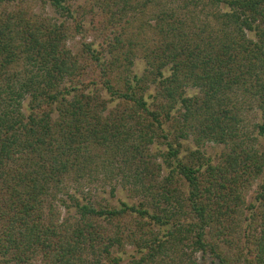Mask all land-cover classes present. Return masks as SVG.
<instances>
[{"label": "trees", "instance_id": "trees-1", "mask_svg": "<svg viewBox=\"0 0 264 264\" xmlns=\"http://www.w3.org/2000/svg\"><path fill=\"white\" fill-rule=\"evenodd\" d=\"M44 1L65 21L0 0V264H264V0H83L78 54L71 0ZM168 125L197 149L160 164ZM107 170L143 201L78 198Z\"/></svg>", "mask_w": 264, "mask_h": 264}, {"label": "rangeland", "instance_id": "rangeland-1", "mask_svg": "<svg viewBox=\"0 0 264 264\" xmlns=\"http://www.w3.org/2000/svg\"><path fill=\"white\" fill-rule=\"evenodd\" d=\"M71 4L73 6L74 11L77 10L81 5L84 4V1L81 0H71ZM25 7L29 9L32 13H35L42 17H49L51 19H57L58 21H65L66 17H62L60 14L56 12V10L51 6L49 2H46L44 0H26ZM79 21L82 23V34H79L73 38L68 43L69 48L73 51L74 54H78L82 51V44L84 42H94L96 41L95 31L93 30V21L95 20L93 15L86 14L85 16H81V13L78 12ZM69 25H71L72 21L70 20ZM99 42V41H98ZM136 65L134 67V74H137L139 76H142L146 64L143 60L137 59L135 61ZM102 94L106 96V93L102 91ZM261 120L260 116L258 115V112L255 110H252L248 114V123H246L245 128L247 129V132L249 135L256 137L257 129L255 125L259 123ZM166 129L168 131V141L165 140V138L157 139L156 142L150 147V152L152 155H154L155 160L157 163H164L165 156L168 153V143H173L176 147L178 146V143L181 144V155L180 158H185L187 153L189 151H195L197 149L196 145L193 143L192 139L189 140H179L175 141V133L173 131V127L171 125L166 126ZM175 129V128H174ZM170 133V134H169ZM258 149L264 148V139H261L259 142ZM202 152L210 159L213 160V162L216 164L219 161V158L221 154L224 152V146L218 145L216 143H207L201 147ZM116 175V174H115ZM111 177L109 175V171H103L100 174L99 182H96L91 185L90 187V195L86 196L87 193L80 192L78 195V198L81 200L86 198H91L92 200H95L97 203L102 205H110L112 207H119L121 203H128L130 205L133 204H139V202H142L143 200L140 199L139 196H135V194H131L129 191V188H125L120 183L119 178L115 177L112 181L107 180V177ZM166 176V172L162 174V177ZM261 183V180L254 181L251 186L249 187V190L247 192V200L249 203H251L254 200V197L256 193L259 190V185ZM71 189L73 188V185L66 187V192L59 195V199L62 200H68L67 194L72 192ZM114 189V190H112ZM69 204V203H68ZM70 205V204H69ZM61 206V205H60ZM59 204L57 206V210H59V213H61V217L65 218L68 216L66 209ZM130 252H132V248H129ZM172 258H162V261H160L161 264H175V262L172 263ZM175 261L177 259L176 263L181 262V260L178 261V258H174ZM195 261L198 264H219L211 255H204V254H197ZM35 264H40V261H36ZM183 264H188L187 258L183 259Z\"/></svg>", "mask_w": 264, "mask_h": 264}]
</instances>
